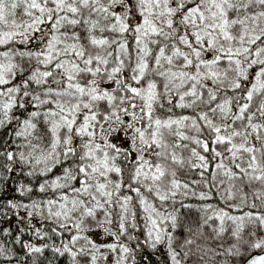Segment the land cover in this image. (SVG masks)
I'll return each instance as SVG.
<instances>
[{
	"label": "snow or ice",
	"instance_id": "6c2138e0",
	"mask_svg": "<svg viewBox=\"0 0 264 264\" xmlns=\"http://www.w3.org/2000/svg\"><path fill=\"white\" fill-rule=\"evenodd\" d=\"M0 264H264V0H0Z\"/></svg>",
	"mask_w": 264,
	"mask_h": 264
}]
</instances>
